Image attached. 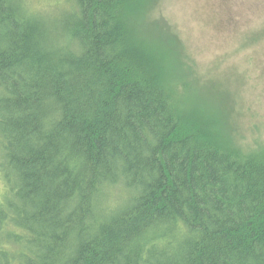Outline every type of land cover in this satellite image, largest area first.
I'll return each mask as SVG.
<instances>
[{
	"label": "trees",
	"instance_id": "trees-1",
	"mask_svg": "<svg viewBox=\"0 0 264 264\" xmlns=\"http://www.w3.org/2000/svg\"><path fill=\"white\" fill-rule=\"evenodd\" d=\"M52 1L0 0V264H264V144L155 3Z\"/></svg>",
	"mask_w": 264,
	"mask_h": 264
},
{
	"label": "rangeland",
	"instance_id": "rangeland-1",
	"mask_svg": "<svg viewBox=\"0 0 264 264\" xmlns=\"http://www.w3.org/2000/svg\"><path fill=\"white\" fill-rule=\"evenodd\" d=\"M151 1L152 17L162 20L157 24L169 27L182 45L180 60L197 79L194 87L202 92L211 85L226 99L223 113L239 145L264 144V0ZM24 3L35 16L46 11L57 17L63 9L52 0Z\"/></svg>",
	"mask_w": 264,
	"mask_h": 264
}]
</instances>
